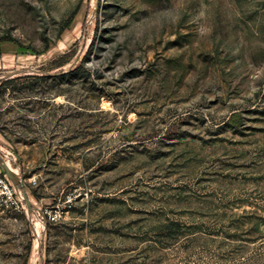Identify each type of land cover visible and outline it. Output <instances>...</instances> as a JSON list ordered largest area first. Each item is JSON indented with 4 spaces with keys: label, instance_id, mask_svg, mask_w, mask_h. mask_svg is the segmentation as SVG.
Wrapping results in <instances>:
<instances>
[{
    "label": "rangeland",
    "instance_id": "1",
    "mask_svg": "<svg viewBox=\"0 0 264 264\" xmlns=\"http://www.w3.org/2000/svg\"><path fill=\"white\" fill-rule=\"evenodd\" d=\"M0 40V264H264V0H0Z\"/></svg>",
    "mask_w": 264,
    "mask_h": 264
},
{
    "label": "built area",
    "instance_id": "2",
    "mask_svg": "<svg viewBox=\"0 0 264 264\" xmlns=\"http://www.w3.org/2000/svg\"><path fill=\"white\" fill-rule=\"evenodd\" d=\"M68 207H71V199L66 201ZM0 207L20 209L21 203L17 199L14 187L6 179L5 175L0 172ZM47 218L51 222H57L65 213L64 208L57 206L54 210L45 211Z\"/></svg>",
    "mask_w": 264,
    "mask_h": 264
},
{
    "label": "crops",
    "instance_id": "3",
    "mask_svg": "<svg viewBox=\"0 0 264 264\" xmlns=\"http://www.w3.org/2000/svg\"><path fill=\"white\" fill-rule=\"evenodd\" d=\"M16 61V55L15 54H6V53H1L0 51V62L3 66V68H11L14 66ZM1 166L3 169V172L5 174L6 179L10 182L11 185H13L16 193L19 192L22 188H20L22 186L21 183V179H19V175L16 174V177L14 180H10L9 175L11 172H15L14 167L12 166V164L10 163L9 160H2L1 161Z\"/></svg>",
    "mask_w": 264,
    "mask_h": 264
},
{
    "label": "trees",
    "instance_id": "4",
    "mask_svg": "<svg viewBox=\"0 0 264 264\" xmlns=\"http://www.w3.org/2000/svg\"><path fill=\"white\" fill-rule=\"evenodd\" d=\"M2 42V40H0V43ZM61 59L66 58V55H63L62 57H60Z\"/></svg>",
    "mask_w": 264,
    "mask_h": 264
}]
</instances>
